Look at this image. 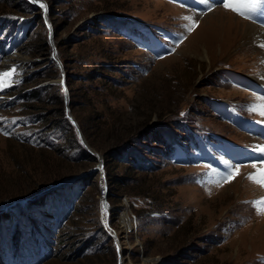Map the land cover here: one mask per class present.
<instances>
[{
  "label": "rangeland",
  "instance_id": "1",
  "mask_svg": "<svg viewBox=\"0 0 264 264\" xmlns=\"http://www.w3.org/2000/svg\"><path fill=\"white\" fill-rule=\"evenodd\" d=\"M211 5L0 0V264H264V165L234 157L264 134L229 119L264 122V47L210 49Z\"/></svg>",
  "mask_w": 264,
  "mask_h": 264
},
{
  "label": "bare ground",
  "instance_id": "2",
  "mask_svg": "<svg viewBox=\"0 0 264 264\" xmlns=\"http://www.w3.org/2000/svg\"><path fill=\"white\" fill-rule=\"evenodd\" d=\"M33 1H38V0H33ZM211 4H212L211 9L208 10V12H202V11L200 12V13H203L202 19H201L202 21L198 22V25H197V30H198L201 23L203 24L208 23L207 24L208 30L206 32L208 33L207 36L209 40V46L211 47L210 49H213L214 46H218L219 47L218 49H220V51L222 50L227 51L229 49L239 48L240 51H243V52L249 51L252 53L255 51H259L261 50L259 48L264 47V28L263 27H260L258 24L252 21L243 19L233 14L231 10L226 11L224 9H221L218 4L213 3V0H211ZM194 39H197L199 40V42H201V38L199 37V35H196ZM205 48H208V47L206 46ZM16 58H18V56H14L12 59H16ZM17 62H18V69L21 72L25 64V59L22 57ZM258 74H259L258 80L262 85L261 88H264V69L261 70ZM253 142L254 144H252L251 147H253L254 149H256L258 146L264 147L263 140L262 141L257 140ZM255 163H257L258 165L261 164L260 162H255ZM249 165H251V163L245 164V167L247 166L249 167ZM257 188L258 186L251 182L249 183L248 190L246 191H250L253 193V191L257 190ZM122 222L125 228H130L132 225L131 223H128L127 214L125 210H123Z\"/></svg>",
  "mask_w": 264,
  "mask_h": 264
},
{
  "label": "snow or ice",
  "instance_id": "3",
  "mask_svg": "<svg viewBox=\"0 0 264 264\" xmlns=\"http://www.w3.org/2000/svg\"><path fill=\"white\" fill-rule=\"evenodd\" d=\"M221 2L224 3V6L226 8L231 7V8H233V10H235L237 12H242L244 9H247L248 13L251 14V13L256 11V0H249V3L243 4V5L229 4L227 2H224V0H221ZM40 7L44 8L45 6L43 4H41ZM170 50L174 51V49H170ZM14 72H15V69H12L11 71H7L4 73H0V87H9L10 86L9 81L12 78ZM262 123H264V122H262ZM255 150L259 153H264V147L258 146ZM260 163L262 165H264V159H261ZM253 167H256V165L254 164ZM261 172L264 173V168H261ZM235 174L236 173L234 172L233 176ZM233 176H229L228 180H231L233 178ZM261 182L264 183V180H262Z\"/></svg>",
  "mask_w": 264,
  "mask_h": 264
},
{
  "label": "water",
  "instance_id": "4",
  "mask_svg": "<svg viewBox=\"0 0 264 264\" xmlns=\"http://www.w3.org/2000/svg\"><path fill=\"white\" fill-rule=\"evenodd\" d=\"M61 82H62V84L64 85V81H63V78H62V81H61Z\"/></svg>",
  "mask_w": 264,
  "mask_h": 264
}]
</instances>
